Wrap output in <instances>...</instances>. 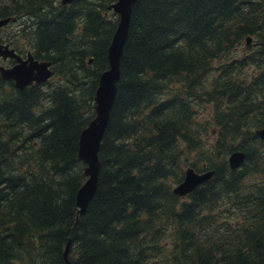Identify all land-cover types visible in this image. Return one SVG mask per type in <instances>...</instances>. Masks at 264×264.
<instances>
[{
    "label": "trees",
    "instance_id": "trees-1",
    "mask_svg": "<svg viewBox=\"0 0 264 264\" xmlns=\"http://www.w3.org/2000/svg\"><path fill=\"white\" fill-rule=\"evenodd\" d=\"M114 1L0 0V18L21 21L7 40L29 36L52 70L22 89L0 76V264H67L66 244L69 264H264V0L134 2L96 189L77 214V139ZM187 166L212 174L178 197Z\"/></svg>",
    "mask_w": 264,
    "mask_h": 264
},
{
    "label": "water",
    "instance_id": "water-1",
    "mask_svg": "<svg viewBox=\"0 0 264 264\" xmlns=\"http://www.w3.org/2000/svg\"><path fill=\"white\" fill-rule=\"evenodd\" d=\"M135 1L115 0L107 6L108 9H111L117 15V21L106 48L107 67L100 72L97 78L92 105L93 116L78 134L77 157L84 164L83 174L85 180L75 192L74 201L77 214L84 212L96 189V178L99 168L97 150L114 100L116 82L119 77V61L126 39L130 12ZM7 21L8 18L0 19V26ZM245 40L247 44L249 38L246 37ZM0 57L3 60L6 58L14 60V64L10 67L0 65V76L3 79L12 80L14 87L17 89H22L33 82H43L52 74L49 68V61H39L30 52H27L25 57L21 58L7 44H0ZM88 62H90V58ZM254 132L258 138L264 140V125ZM243 159L244 153L241 150H234L226 157L230 169L238 168ZM211 174L212 170L196 172L190 166H187L183 170L181 181L173 186L172 193L178 197H184L198 184L209 179ZM67 245L64 247L62 256L66 263L69 264L66 257Z\"/></svg>",
    "mask_w": 264,
    "mask_h": 264
},
{
    "label": "rangeland",
    "instance_id": "rangeland-1",
    "mask_svg": "<svg viewBox=\"0 0 264 264\" xmlns=\"http://www.w3.org/2000/svg\"><path fill=\"white\" fill-rule=\"evenodd\" d=\"M108 16L106 17H110L112 19L117 18L116 14L112 11L109 10L108 11ZM20 21L18 20H12L10 21L6 26L0 28V39H2L3 41L7 38H11L14 35V31L17 29L18 24ZM17 37V41H13L17 44V46L25 53L27 50H30V39L29 36H21L16 34ZM0 64L4 65V64H8V62H3L2 60H0ZM55 83V81H54ZM45 85H43L42 87H44Z\"/></svg>",
    "mask_w": 264,
    "mask_h": 264
},
{
    "label": "flooded vegetation",
    "instance_id": "flooded-vegetation-1",
    "mask_svg": "<svg viewBox=\"0 0 264 264\" xmlns=\"http://www.w3.org/2000/svg\"><path fill=\"white\" fill-rule=\"evenodd\" d=\"M56 1H58V4L57 5L67 6V5L71 4L72 2H74L75 0H68V1H66V0H54V2H56ZM5 18H8V21L4 25L0 26V28L6 26L10 21L15 20L14 18H11V17H4V18H0V19H5ZM16 20L20 21L19 19H16ZM20 23H21V21L19 22L18 27H19ZM2 44H7L9 47H11L20 56H22V57L24 56V54L22 55L21 52L19 51V47L17 46V44L14 43L13 41H10V40H7L6 39ZM2 61L3 62H6V61L8 62V64H4V66H6V67H10L14 63L10 59H4Z\"/></svg>",
    "mask_w": 264,
    "mask_h": 264
}]
</instances>
